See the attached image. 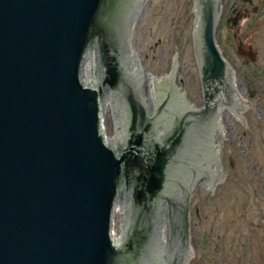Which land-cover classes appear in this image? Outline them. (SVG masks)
<instances>
[{
	"label": "water",
	"instance_id": "95a60500",
	"mask_svg": "<svg viewBox=\"0 0 264 264\" xmlns=\"http://www.w3.org/2000/svg\"><path fill=\"white\" fill-rule=\"evenodd\" d=\"M142 1L0 0V264L193 257L190 195L224 172L215 112L242 123L251 106L217 46L219 0H192L200 105L173 58L139 78L125 44Z\"/></svg>",
	"mask_w": 264,
	"mask_h": 264
},
{
	"label": "rangeland",
	"instance_id": "374dc122",
	"mask_svg": "<svg viewBox=\"0 0 264 264\" xmlns=\"http://www.w3.org/2000/svg\"><path fill=\"white\" fill-rule=\"evenodd\" d=\"M219 1L217 42L234 68L237 93L251 107L243 108L242 123L229 118L228 110L219 115L226 138L221 144L224 176L210 194H205L203 183L195 185L190 228L196 253L191 264H264V0L256 1L262 4L261 11L240 34L244 55L239 54L231 27L233 11L244 6L241 1ZM194 28L192 0H148L131 47L150 74L167 75L173 58L174 84L189 105H200ZM248 46L256 53V62L251 61Z\"/></svg>",
	"mask_w": 264,
	"mask_h": 264
},
{
	"label": "bare ground",
	"instance_id": "6f19581e",
	"mask_svg": "<svg viewBox=\"0 0 264 264\" xmlns=\"http://www.w3.org/2000/svg\"><path fill=\"white\" fill-rule=\"evenodd\" d=\"M148 3V0H143L142 4H140L139 8L137 9V12H136V15H135V18L133 20V22L131 23V26H130V29L128 27V31H127V38H126V44H125V50H127V54H130L131 55V58H132V61H133V64H134V67H135V70L137 72V75H139V78H148V77H158V75H154V74H150V73H147L143 66H142V61L140 60V58L138 57V54L134 51V49L131 47V44H132V41H133V30L136 28V25H137V22L139 20V17L141 16L142 14V11L144 10V7L146 6V4ZM222 8L219 7L218 8V11L219 13L222 12L221 10ZM194 27H195V22H194ZM195 29V28H194ZM195 35H196V32H195ZM129 48V49H127ZM230 66V65H228ZM231 67V66H230ZM232 68V67H231ZM232 72H233V77H234V81H235V86L237 87V77H236V74L234 72V68H232ZM174 75V72H172V76ZM160 76V75H159ZM162 76V75H161ZM168 76V74L166 75ZM171 81H174V78L171 79ZM176 92V91H175ZM178 93V92H176ZM238 94V93H237ZM238 98L240 99H245L247 100V98H245V96L243 94H238ZM248 101V100H247ZM246 107V106H244ZM243 107V108H244ZM228 109H224V110H220V111H216V115L218 117V120H219V115L226 111ZM243 110V109H242ZM240 118L242 117L243 120L245 121V117H244V113L243 111H241L240 113ZM241 118V119H242ZM220 121V120H219ZM222 127V137H225V131H224V128L223 126L221 125ZM220 151H221V145H220ZM216 160H217V165H218V170H223V166H222V155L221 154H216ZM223 176H224V173H223ZM223 178V177H222ZM195 184V183H194ZM194 184H193V187H194ZM219 184V183H218ZM192 196H193V193L190 195V200L192 199ZM190 213V212H189ZM190 237H191V234H190ZM191 240V238H190ZM191 249H192V256L193 257H187V264H191L192 263V260L194 259V256H195V250L192 248V245H191Z\"/></svg>",
	"mask_w": 264,
	"mask_h": 264
},
{
	"label": "flooded vegetation",
	"instance_id": "af4514ba",
	"mask_svg": "<svg viewBox=\"0 0 264 264\" xmlns=\"http://www.w3.org/2000/svg\"><path fill=\"white\" fill-rule=\"evenodd\" d=\"M241 1L244 8L239 12L235 9L232 13L231 18V27L234 31V39L236 40L238 47L246 53L244 42L240 37V34L244 32L245 28L249 27L247 24L250 20L254 19V16H257L260 9L262 8V4L256 3L257 0H236ZM258 2V1H257ZM247 51H249V55L255 53L252 51V47L248 46Z\"/></svg>",
	"mask_w": 264,
	"mask_h": 264
}]
</instances>
